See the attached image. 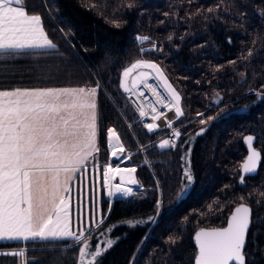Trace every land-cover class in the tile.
<instances>
[{"label": "trees", "instance_id": "obj_1", "mask_svg": "<svg viewBox=\"0 0 264 264\" xmlns=\"http://www.w3.org/2000/svg\"><path fill=\"white\" fill-rule=\"evenodd\" d=\"M124 2L27 0V10L42 15L43 24L62 55L0 59V89L94 86L97 80L100 82L96 160L101 165L110 162L106 133L108 127L115 128L125 147L126 161L120 166L135 167L139 184L134 188L135 196L112 199L108 215L109 200L101 195L100 209L107 219L100 229L92 231V246L103 243L101 232L113 224L116 227L106 237L116 243L99 258V264H192L193 231L199 226H223L241 195L252 208L254 221L245 249L247 264H264V197L259 195L264 191V99L256 95V91L264 92V18L258 14V9L264 8V0H223L217 12L193 16L191 20L189 14L198 8L213 7L221 0H194L192 4L187 0H136L134 9L122 8L114 13ZM91 3L99 7L85 6ZM46 4L58 8V12L50 13ZM165 12L177 15L165 17ZM240 12L246 14L244 18ZM113 16L125 21L122 27L115 28L105 19ZM162 20L164 24L159 23ZM59 28L72 29L74 35L68 38L71 44ZM137 34L151 36L163 45L164 51L141 56L135 40ZM169 34H173L172 41L167 40ZM144 46L151 44L145 42ZM249 49L253 55L240 59L247 56ZM135 59L159 64L180 93L185 115L174 120L173 125L181 131L176 143L182 147H149L141 151L144 145H157L168 129L157 128L149 133L137 121L139 114L122 93L121 71ZM234 60L236 64H229ZM219 65L224 68L215 72L214 66ZM217 92L222 97L219 104L214 102ZM221 109L228 113L226 118L208 125L199 123L197 112H204L206 117L216 116ZM202 127H207V131L196 136ZM246 133L256 137L255 147L261 151L262 160L257 173L247 176L241 185L239 168L246 155L241 139ZM189 147L195 180L177 201L183 176L181 156ZM129 153L133 154L130 158ZM225 185L231 187L221 191ZM248 193L253 195L248 197ZM158 197L162 198L165 211L155 224L130 227L123 223L154 216ZM257 200L261 202L258 204ZM184 217L188 221L182 225ZM170 234H178L181 239L175 245L166 244ZM53 244L57 247L53 248ZM63 244L27 242L28 260L31 264H76L78 248L62 251L59 246ZM23 246L3 242L0 252ZM0 264H17V258L0 256Z\"/></svg>", "mask_w": 264, "mask_h": 264}, {"label": "snow or ice", "instance_id": "obj_2", "mask_svg": "<svg viewBox=\"0 0 264 264\" xmlns=\"http://www.w3.org/2000/svg\"><path fill=\"white\" fill-rule=\"evenodd\" d=\"M189 4L194 0H187ZM221 3L207 9L198 8L193 16L204 13H215L221 9ZM91 9L99 7L96 3L85 5ZM48 7L49 12L58 8ZM136 7V0H125L113 12L122 8L132 10ZM258 14L264 18V8L258 9ZM175 16L177 13L165 12L164 16ZM241 18L244 12L239 13ZM108 22L115 28L122 27L125 21L116 19L115 16ZM164 24L165 21H159ZM65 38L74 33L71 28H59ZM183 37H181L182 39ZM173 34L167 36L172 41ZM135 40L139 47V54L143 56L148 52H163L162 44H158L151 36L137 34ZM69 44L71 41L68 40ZM145 42L151 44L145 48ZM231 43V38H229ZM255 44V40L253 41ZM75 48V45H71ZM59 54L58 45L50 38L44 24L42 15L27 10V0H0V59H15L17 57L39 58ZM62 55V54H59ZM253 55L252 49L247 56L240 59L247 60ZM71 63V61H67ZM237 61H229L236 64ZM223 65L214 66V71L219 72ZM150 69V72L144 71ZM70 72V70H69ZM244 73H241L243 78ZM131 78V87L127 81ZM153 79L158 82L167 95L157 88V84L150 83ZM199 83V81H197ZM209 83H211L209 81ZM140 85L150 90L156 96V103L171 111L175 110L178 120L185 113L181 107L180 93L168 81L163 68L152 60L135 59L130 65L125 66L120 75V88L124 93L133 94ZM101 85L97 80L94 86L84 85L78 87H16L0 89V243L17 242L25 246L17 250L2 251L0 256L17 258V264H31L28 260L27 242H64L60 250L78 248L76 264H99V258L115 243V239L106 238L103 243L97 242L92 246L93 228L100 229L107 219V215L99 207V199L91 201L92 208L86 222L77 219V228L73 231L69 222V208L65 196L69 193V183L76 179L77 173L86 172L87 165L93 164L97 168L95 153L99 152L98 136V111L97 95ZM258 99H264V92L256 91ZM139 96L145 97L144 91H139ZM216 104L222 101L217 92ZM170 97V99H169ZM147 99V97H145ZM152 116L155 121L164 113L153 106ZM247 107V106H245ZM140 117L146 115L143 103L137 109ZM199 123L208 125L218 119H224L228 113L221 109L216 116H207L204 112H197ZM167 126L172 128V136L179 138L181 131L173 128L174 121L167 120ZM144 127L149 133L154 132L159 126L155 123H145ZM207 131L202 127L196 136ZM108 146L112 149L111 155L117 160L121 159L119 153L125 152V147L117 130L107 128ZM256 139L254 135H245L244 143L247 145L248 155L240 165L239 183L245 184L246 176L256 174L262 160L261 151L253 146ZM113 140L116 141L115 145ZM187 143V141H185ZM149 147H158L161 150L178 148L175 139H163L158 145H144L141 151ZM118 149V151H117ZM191 147L181 156L183 176L180 190L176 194L177 201L181 200L194 183L195 177L191 166ZM133 155L129 153V157ZM145 163H148L145 160ZM136 168H121L119 164L112 167L111 162L103 166L104 195L109 198H131L136 195L133 187L139 182L133 178ZM119 177V183H112ZM142 187V186H141ZM159 190V181H157ZM231 185H225L229 189ZM251 197L253 193H248ZM259 195L264 197V191ZM239 203L232 209L227 217L226 226L201 227L194 235L196 253L194 264H247L245 251L249 231L253 224L252 209L246 202V197H238ZM261 201L257 200L259 204ZM215 203V201L213 202ZM209 209H212L210 204ZM112 204L109 202V212ZM155 215L146 219H129L123 221L130 227L139 224H155L165 211L162 198L156 199ZM188 217H184L181 224H185ZM116 225L108 227L101 235L111 232ZM116 239H119L118 237ZM181 236L168 235L165 243L175 245ZM53 248L57 245L53 244ZM22 258V259H21Z\"/></svg>", "mask_w": 264, "mask_h": 264}, {"label": "rangeland", "instance_id": "obj_3", "mask_svg": "<svg viewBox=\"0 0 264 264\" xmlns=\"http://www.w3.org/2000/svg\"><path fill=\"white\" fill-rule=\"evenodd\" d=\"M144 47L150 48L151 46H144ZM148 70H150V69H148ZM144 71H147V70L144 69ZM150 73L152 76L153 75L155 76V73H152V72H150ZM150 80H149V82H151ZM127 83L129 85V87H131V78L128 79ZM68 87H72V86H68ZM139 87H143V85H140ZM149 95H151V93H149L147 95L148 98H150ZM128 101L130 103L131 99H128ZM150 101H151V99H150ZM164 109H166V108H164ZM145 112H146V110H145ZM151 114L156 115V113H153L152 110H151ZM167 127H168L167 125H162V126L160 125L158 128H167ZM97 140H98V138H97ZM160 141H161V139L158 141L157 145L159 144ZM95 156H96V153H95ZM120 157H121V159H119V160H117L116 158L111 160V158L109 157V151H108V159H110L109 161L111 162L112 167L117 166V164H116L117 161H120V163L126 161V155L121 153ZM113 162H115V163H113ZM120 163H119V166H120ZM183 163H184V161H183ZM96 164L98 167L94 168L93 164L89 163L87 165V171L77 173L76 179L69 183V193L65 196V199L68 202L69 222H70V227L73 231H75L77 228L78 216H79V219L81 221L86 222L89 218V213H90V210L92 208L91 201L95 198V199H99V202H100L101 195L102 194L104 195L105 190L100 187V185L103 182V166L104 165H101L100 163H98V160H96ZM107 164H109V162H107L105 165H107ZM121 168H130V167H121ZM119 182L120 181L118 180V177H116L115 183H119ZM136 187L137 186L135 185V187H133V188H136ZM104 198L108 199L109 202L112 199H115V198H109L106 195H104ZM99 207H100V203H99ZM106 238H107L106 236L102 235L101 240L104 241Z\"/></svg>", "mask_w": 264, "mask_h": 264}, {"label": "built area", "instance_id": "obj_4", "mask_svg": "<svg viewBox=\"0 0 264 264\" xmlns=\"http://www.w3.org/2000/svg\"><path fill=\"white\" fill-rule=\"evenodd\" d=\"M144 91H146L147 94L151 93V95H149L150 98L147 97V99H144L143 97L139 96V92L137 90L133 94L124 93L122 91V93L124 94V96H126L127 99H132L133 100L132 106H133L134 110L137 112V114H139V111L137 110L138 107L141 105V102L143 103V106H144V108L146 110V115L144 117H140V115H139L137 121L140 123V125H142L144 127L145 123H155L158 126H160V125L162 126V125H167V123H166L167 120H173V121L176 120L175 112H173L174 109H172L171 111L174 113L173 116L171 118H168V119L166 118L165 123L160 124L158 122V119L160 117L164 116L169 110L168 109H164L162 105L156 103V96L150 90L144 88ZM150 99H151V101H150ZM152 104H154V106L160 112L164 113V115L159 116V118L157 120H155V121L152 120V116L154 115V114H151L152 107L150 105H152ZM173 128L178 129L174 125H173ZM167 129H168V131L165 134H163V139L171 138V139H175L176 142H177L178 138H175V137L172 136V128L167 127Z\"/></svg>", "mask_w": 264, "mask_h": 264}, {"label": "water", "instance_id": "obj_5", "mask_svg": "<svg viewBox=\"0 0 264 264\" xmlns=\"http://www.w3.org/2000/svg\"><path fill=\"white\" fill-rule=\"evenodd\" d=\"M151 83H153V81L151 80ZM139 91H144V89H143V87H140L139 88V90H138V92ZM144 93H145V96L147 97V92H145L144 91ZM130 104H133V100L131 99V101H130ZM153 105V104H152ZM154 106V105H153ZM199 131V130H198ZM197 131V132H198ZM196 132V133H197ZM245 135H253V134H251V133H246ZM244 135V136H245ZM243 136V137H244ZM243 137H242V139H241V143H243V146H244V149H245V157L248 155V149H247V145L244 143V140H243ZM106 138H107V133H106ZM253 146L255 147V142H253ZM107 148H108V151H109V146H108V138H107ZM255 148H257V147H255ZM258 149V148H257ZM139 150H140V148H139ZM109 157L111 158V156H110V154H109ZM244 157V158H245ZM111 160H112V158H111ZM243 161H244V159L242 160V162L240 163V165L243 163ZM120 163V161H117L116 162V164H119ZM260 165V164H259ZM259 167V166H258ZM132 175H133V177H134V179H135V175H134V173H132ZM239 175H240V168H239ZM255 174H253V175H249V176H254ZM247 177V176H246ZM137 186V185H136ZM239 202H237V204H238ZM237 204H235L232 208H231V210H230V212L228 213V215L231 213V211H232V209L237 205ZM252 209V208H251ZM108 211H109V209L107 210V215H108ZM228 215H227V217H228ZM227 217H226V222H227ZM223 226H226V223L223 225ZM201 227H203V226H199V227H197L193 232V234H192V243H193V245H194V249H195V252L194 253H196V244H195V240H194V235H195V232L199 229V228H201ZM205 227H207V226H205ZM216 227H219V226H216ZM96 228H93V231L95 230ZM194 258H195V255H194ZM194 258H193V262H192V264H194Z\"/></svg>", "mask_w": 264, "mask_h": 264}, {"label": "bare ground", "instance_id": "obj_6", "mask_svg": "<svg viewBox=\"0 0 264 264\" xmlns=\"http://www.w3.org/2000/svg\"><path fill=\"white\" fill-rule=\"evenodd\" d=\"M152 81H153V84H157V88H158V90H159L160 92H162L164 95H167V92L165 91V89H163V87L160 86L156 80H153V79H152ZM143 98L145 99V97H143ZM169 99H170V97H169ZM173 112H175V111H173ZM173 112H172V111H168L164 116H162V117H160V118L158 119V122H159L160 124L165 123L166 118L168 119V118H171V117L173 116V114H174ZM115 143H116V141L113 140V144H114V145H115ZM117 151H118V149H117ZM111 152H112V149L109 148V154H110L111 158H112V159H115L114 157H112ZM120 154H121V153H119V155H120ZM132 176H133V175H132ZM133 178H134V177H133ZM115 179H116V178H115ZM118 180H119V177H118ZM112 183H115V180H113ZM124 186H125V187H129V186H130V187H135V185H128L127 183H125Z\"/></svg>", "mask_w": 264, "mask_h": 264}, {"label": "crops", "instance_id": "obj_7", "mask_svg": "<svg viewBox=\"0 0 264 264\" xmlns=\"http://www.w3.org/2000/svg\"><path fill=\"white\" fill-rule=\"evenodd\" d=\"M120 83V82H119Z\"/></svg>", "mask_w": 264, "mask_h": 264}]
</instances>
